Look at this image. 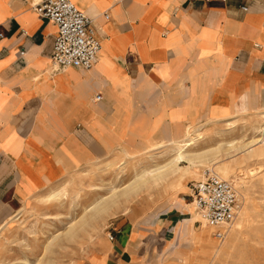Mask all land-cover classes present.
Here are the masks:
<instances>
[{"label": "crops", "instance_id": "1", "mask_svg": "<svg viewBox=\"0 0 264 264\" xmlns=\"http://www.w3.org/2000/svg\"><path fill=\"white\" fill-rule=\"evenodd\" d=\"M40 1L0 0V229L66 174L264 108V0H69L100 48L89 70L59 71ZM183 215L110 223L87 264H177Z\"/></svg>", "mask_w": 264, "mask_h": 264}, {"label": "rangeland", "instance_id": "2", "mask_svg": "<svg viewBox=\"0 0 264 264\" xmlns=\"http://www.w3.org/2000/svg\"><path fill=\"white\" fill-rule=\"evenodd\" d=\"M187 137L194 138L188 147L149 144L143 153L119 151L66 174L0 230V264H87L108 244L110 223L137 226L165 218L173 206L184 213L169 243L175 263L264 264V108L187 127L181 139ZM205 171L229 181L239 201L238 217L220 243L189 205V183ZM102 199L110 208L91 215Z\"/></svg>", "mask_w": 264, "mask_h": 264}, {"label": "built area", "instance_id": "3", "mask_svg": "<svg viewBox=\"0 0 264 264\" xmlns=\"http://www.w3.org/2000/svg\"><path fill=\"white\" fill-rule=\"evenodd\" d=\"M31 9L55 26L50 53V62L55 71L66 68L89 70L95 65L100 46L91 20L85 14L69 0H42ZM240 11L245 12L246 7L241 6ZM102 16L107 19L106 14ZM99 100V95L93 97L94 102ZM188 197L197 222L212 228L211 237L216 242H222L240 210L232 184L205 171L199 180L189 183ZM106 239L112 241V235L107 233Z\"/></svg>", "mask_w": 264, "mask_h": 264}, {"label": "bare ground", "instance_id": "4", "mask_svg": "<svg viewBox=\"0 0 264 264\" xmlns=\"http://www.w3.org/2000/svg\"><path fill=\"white\" fill-rule=\"evenodd\" d=\"M259 130H260V128H259ZM193 132H197V130H193ZM261 134H263V132H261ZM194 139V138H193ZM193 139H190V137H187V138H185V139H181V140H176V141H173V143L175 144V145H178L179 147L181 146V147H188V146H191L192 144H193ZM263 141H264V138H263ZM181 158V156L179 155V157L176 159V160H179ZM226 170V169H225ZM221 171H224L223 169H221ZM120 196V195H119ZM58 198V197H57ZM109 202H107L105 199H102V200H100L99 202H97L96 204H95V206L94 207H92V209H91V215L92 214H101V213H104V212H106L110 207H109ZM190 205V204H189ZM191 206V205H190ZM92 218V217H91ZM4 227V226H3ZM2 227V228H3ZM1 228V229H2ZM0 229V230H1Z\"/></svg>", "mask_w": 264, "mask_h": 264}]
</instances>
